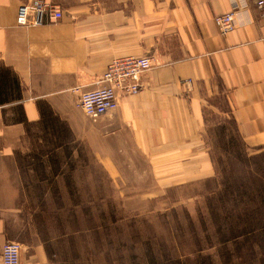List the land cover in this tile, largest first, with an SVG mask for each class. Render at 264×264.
<instances>
[{
    "label": "crops",
    "instance_id": "1",
    "mask_svg": "<svg viewBox=\"0 0 264 264\" xmlns=\"http://www.w3.org/2000/svg\"><path fill=\"white\" fill-rule=\"evenodd\" d=\"M53 1L60 19L25 26L16 17L27 0H0V264L8 240L23 261L104 264L92 228L65 227L80 202L71 176H89L91 161L99 181L151 175L157 193L213 177L211 113L235 124L249 155L264 153V4L236 0L247 8L222 34L214 17L235 0ZM125 55L153 67L93 120L71 88H94Z\"/></svg>",
    "mask_w": 264,
    "mask_h": 264
},
{
    "label": "rangeland",
    "instance_id": "2",
    "mask_svg": "<svg viewBox=\"0 0 264 264\" xmlns=\"http://www.w3.org/2000/svg\"><path fill=\"white\" fill-rule=\"evenodd\" d=\"M220 117L210 114L213 177L157 193L151 175L99 181L91 161L89 176H71L80 202L65 227L92 228L104 264H264V153L249 155Z\"/></svg>",
    "mask_w": 264,
    "mask_h": 264
},
{
    "label": "built area",
    "instance_id": "3",
    "mask_svg": "<svg viewBox=\"0 0 264 264\" xmlns=\"http://www.w3.org/2000/svg\"><path fill=\"white\" fill-rule=\"evenodd\" d=\"M262 6L264 0H258ZM247 8L245 2H233V9L214 17L215 24L222 34L234 30L239 24V10ZM61 8L53 0H27L17 11V23L25 26H36L62 17ZM1 17V15H0ZM153 67L151 57L147 55H125L113 57L105 71L96 80L94 88H85L76 84L71 88L76 105L83 109L93 120L101 115L114 111L118 107V91L136 94L141 90L143 74ZM187 92L193 90L190 79L185 80ZM2 264H35L23 261L21 243L8 240L1 250Z\"/></svg>",
    "mask_w": 264,
    "mask_h": 264
},
{
    "label": "trees",
    "instance_id": "4",
    "mask_svg": "<svg viewBox=\"0 0 264 264\" xmlns=\"http://www.w3.org/2000/svg\"><path fill=\"white\" fill-rule=\"evenodd\" d=\"M208 124V128H209V126H210V123H207ZM234 124V123H233ZM234 128H235V134H236V136L241 140V138H240V136H239V134H238V132H237V130H236V126H235V124H234ZM210 129V128H209ZM242 141V140H241ZM252 157V156H251Z\"/></svg>",
    "mask_w": 264,
    "mask_h": 264
}]
</instances>
